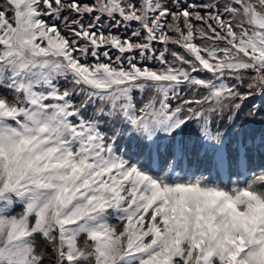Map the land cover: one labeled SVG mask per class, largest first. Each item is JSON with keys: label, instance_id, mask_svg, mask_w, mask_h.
Here are the masks:
<instances>
[{"label": "snow or ice", "instance_id": "snow-or-ice-1", "mask_svg": "<svg viewBox=\"0 0 264 264\" xmlns=\"http://www.w3.org/2000/svg\"><path fill=\"white\" fill-rule=\"evenodd\" d=\"M0 264H264V0H0Z\"/></svg>", "mask_w": 264, "mask_h": 264}]
</instances>
